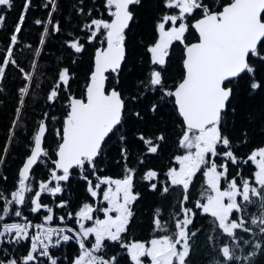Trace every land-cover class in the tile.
Listing matches in <instances>:
<instances>
[{
    "label": "snow or ice",
    "instance_id": "6c2138e0",
    "mask_svg": "<svg viewBox=\"0 0 264 264\" xmlns=\"http://www.w3.org/2000/svg\"><path fill=\"white\" fill-rule=\"evenodd\" d=\"M31 6L32 0H25L9 46L0 58V82L10 65L19 69L25 81L19 89L17 121L33 86L35 58L41 56L50 32L61 31L59 21L53 20L57 0H47L43 5L50 7L47 20L34 21L36 25L46 23L50 27L43 28L39 47L34 50L33 71L20 67L14 49L20 43L19 36ZM0 7L11 9L13 0H0ZM104 7L110 19L92 17L91 10L78 9V14L90 17L83 26L88 33L87 42L100 45L95 49L82 96L70 92L75 80L70 67L59 70L47 96V101L55 104L62 91L68 93L62 126L55 129L56 158H51L47 147L50 131L47 121L56 117L49 118L45 113L31 136L29 153L18 170L15 190L8 195L0 191V244L21 245L30 241L25 255L0 259V264H41V257L47 258L48 264H58L50 249L71 241L79 247L71 264H128V261L196 264L195 239L201 230L194 227L195 209L211 218L209 228L215 235L206 239L217 249L212 264H264V144L241 157L235 146L236 138L225 134L231 117L240 115L239 82H246L244 93L249 99L264 93V0H104ZM138 16L152 22L155 38L145 45L146 73L133 83L128 95L121 77L130 58L129 33ZM5 19L0 14V28L4 27ZM193 30L195 42L188 39ZM177 43L182 46L181 71L179 80L170 87L167 72ZM65 44L75 54L86 50L79 38ZM149 92L154 94V102L147 111L157 115L164 105L171 103L180 118L177 144L183 154L174 157L176 166L168 169L166 182L161 183V174L155 169L144 171L142 179L152 192L168 195L179 188L181 196L179 207L170 219H165L161 210L156 209L152 225L157 235L147 241L128 242L126 236L135 215L133 205L140 193L135 190L138 168L129 166L130 131H125V126L144 120L142 112L134 109ZM245 123H259L264 132V106L246 110ZM17 126L14 122L13 134ZM131 134L141 142V152L146 155H157L166 141L163 133L154 137L144 132ZM247 135V128L242 129L241 143L248 142ZM117 136L124 161L123 174L119 178L102 176L98 164L108 143ZM8 150L9 146H5L4 155ZM49 160L53 165L49 177L33 183L34 168ZM138 163L143 165L144 158ZM3 164L4 157L0 156V165ZM241 164L254 167L249 177L241 175ZM230 166H237V171L231 172ZM73 170H78L80 179L85 181L93 202H85L78 211L67 214V219H75L76 228L53 227L54 208L44 203L42 196L62 195L63 185L70 181ZM198 173L204 178L202 191L194 207H188ZM250 205L259 213L248 218L243 213ZM67 206L66 200L56 205ZM25 208L32 214L42 210L48 214L42 217L43 223L34 224L24 214ZM97 213H102L103 218ZM11 217L24 222H8ZM58 219L61 223L65 221L64 216ZM241 233L259 238L244 239ZM112 245L124 250L126 255H108ZM244 245L249 246L247 252L243 251ZM3 251L7 252V248Z\"/></svg>",
    "mask_w": 264,
    "mask_h": 264
},
{
    "label": "trees",
    "instance_id": "16d2710c",
    "mask_svg": "<svg viewBox=\"0 0 264 264\" xmlns=\"http://www.w3.org/2000/svg\"><path fill=\"white\" fill-rule=\"evenodd\" d=\"M47 0H32L25 23L22 27L19 36L20 43L14 49V55L20 67L25 71H33L32 64L34 60V50L39 47V41L43 34V28L48 26L45 24L36 25L35 20L40 19L46 21L49 8L43 5ZM25 0H13V7L6 9L0 7V14L5 15V24L0 28V58L10 43V36L21 15ZM83 7L85 12L92 11V17L103 16L105 19H110L104 7V0H57V11L53 13V20L59 21L61 31L51 33L46 38V43L43 47V52L40 57L35 58L36 67L34 70L33 86L30 88V95L25 97V104L20 112V120L17 121V109L19 107L20 93L19 89L25 85L23 75L17 67L9 66L6 69L5 77L0 82V156L4 157V164L0 165V191L8 195L15 190V185L18 180V170L29 153V145L31 136L38 127L39 122L44 119L45 113L48 117H56L55 120L49 119V133L47 135V147L51 154V158L55 159V149L57 147L58 138L55 135V129L61 128L62 120L66 112V97L68 93L62 91L61 97L57 103L50 104L47 101V96L50 89L57 81V75L63 67H70L75 73V80L72 82L70 92L76 96H82L87 84L88 75L93 65V57L95 49L100 45L93 42H87L88 33L83 29L84 24L90 19L87 15L78 14V9ZM50 27V26H48ZM196 33L191 31L188 39L195 42ZM79 38L85 44V52L75 54L69 49L65 41ZM155 38L152 22L141 16L137 17L135 26L129 33V48L130 58L128 67L124 70L121 83L124 85L126 94L131 95L133 83L146 73V56L145 45L150 44ZM31 45V48L28 46ZM182 56V46L178 43L174 45V55L172 64L167 72L168 84L174 86L179 80L181 71L180 58ZM75 61V63H73ZM241 87V95L239 103L241 105L240 115L231 117L226 124L227 131L225 134L235 137V146L239 149L238 155L244 157L252 148L264 144V132H261L260 124H246V110H259L264 106V93L256 96L255 99H249L244 93L246 85L245 81L239 82ZM154 94L149 92L143 103L136 105L134 110H139L144 115V120L131 123L125 126V131H130V154L129 166L138 168V176L136 180L135 190L140 193L139 200L133 205L135 213L133 222L130 226V231L126 236L128 242L135 240L147 241L157 235L153 231L152 220L156 209L161 210V215L165 219H170L172 214L178 209V201L181 196L179 188L174 189L168 195H161L159 191L152 192L148 183L142 179L143 172L147 169H155L160 172L161 183L167 181L166 173L170 167L176 166L174 157L182 155L183 150L179 148L177 139L180 134V118L176 115L171 103L164 105L157 115H153L147 111L150 103L154 102ZM16 122L18 126L15 133H12L13 124ZM247 128V143H241L240 136L242 129ZM144 132L149 137H154L160 133L166 136V141L163 142L162 151L157 155H146L141 152V142L136 139L131 133ZM9 146L8 153L4 155L3 149ZM120 141L117 137L108 143L105 148L104 156L98 164V172L102 176H110L119 178L123 174L124 161L120 156L119 147ZM144 158L143 165L138 163V160ZM53 165L51 161L44 164H38L34 170V181L45 180L49 177V169ZM230 171L235 173L237 166H230ZM239 171L244 177H249L254 167L241 164ZM3 177H7L6 180ZM93 180L94 177H90ZM204 178L198 173L197 182L192 190V199L188 203V207H194L195 199L202 191ZM64 193L56 197L48 194L42 196L44 203L54 208L56 212L55 223L61 224L58 219L60 216L65 217L64 223L69 227L76 228L75 219H67L69 212L75 213L79 207L85 202H93L92 198L86 191V183L80 179L78 170H73L70 181L63 185ZM66 200L68 206L66 208H57L56 205L61 201ZM24 214L34 223L41 222L42 217L47 214L41 211L38 214L30 213L27 208L23 209ZM197 215L194 221V227L201 231L198 233L195 243L198 246L196 264H212L213 257H216L217 249L212 243L206 239L209 235H215L209 228L211 218L201 213V210L195 209ZM259 210L254 206H249L243 215L250 218L253 214H258ZM100 217L102 213H97ZM23 221L21 218L11 217L8 222ZM253 227L252 225H249ZM244 239H258V236H253L251 233H241ZM30 247V241L22 242L21 245H5L0 244V259H8L10 257H22ZM7 248V252L3 249ZM249 246L244 245L243 251L247 252ZM50 252L58 258V264H71V261L78 255L79 247L75 241L62 243L59 247L51 248ZM108 255H126L124 250L119 249L116 245L111 246V251ZM218 258V257H217ZM41 264H48L47 258H40ZM128 264H131L128 261Z\"/></svg>",
    "mask_w": 264,
    "mask_h": 264
},
{
    "label": "rangeland",
    "instance_id": "374dc122",
    "mask_svg": "<svg viewBox=\"0 0 264 264\" xmlns=\"http://www.w3.org/2000/svg\"><path fill=\"white\" fill-rule=\"evenodd\" d=\"M47 214H48V213H47ZM47 214H46V215H47ZM55 217H56V212H55ZM101 218H103V216H102ZM55 219H56V218H55ZM55 219L53 220L51 226H53V227H69V226H68L67 224H65L64 222L61 223V224L55 223ZM19 222L23 223L24 221H19ZM33 223H34V222H33ZM38 223H43V220H42L41 222H38ZM34 224H36V223H34Z\"/></svg>",
    "mask_w": 264,
    "mask_h": 264
}]
</instances>
